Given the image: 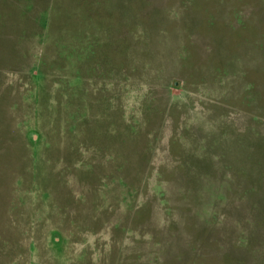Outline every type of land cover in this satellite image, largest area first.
<instances>
[{
  "label": "rangeland",
  "instance_id": "374dc122",
  "mask_svg": "<svg viewBox=\"0 0 264 264\" xmlns=\"http://www.w3.org/2000/svg\"><path fill=\"white\" fill-rule=\"evenodd\" d=\"M0 264H264V0H0Z\"/></svg>",
  "mask_w": 264,
  "mask_h": 264
}]
</instances>
